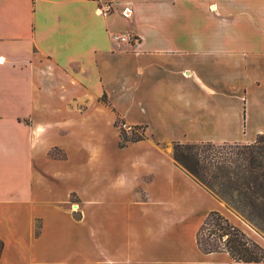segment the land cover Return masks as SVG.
I'll return each mask as SVG.
<instances>
[{
	"label": "crops",
	"instance_id": "1",
	"mask_svg": "<svg viewBox=\"0 0 264 264\" xmlns=\"http://www.w3.org/2000/svg\"><path fill=\"white\" fill-rule=\"evenodd\" d=\"M259 135L264 0H0V264H249L198 248L246 224L169 146Z\"/></svg>",
	"mask_w": 264,
	"mask_h": 264
},
{
	"label": "trees",
	"instance_id": "2",
	"mask_svg": "<svg viewBox=\"0 0 264 264\" xmlns=\"http://www.w3.org/2000/svg\"><path fill=\"white\" fill-rule=\"evenodd\" d=\"M115 125L120 127V147L145 138L144 133L126 137L128 127L119 118ZM50 155L63 157L56 149ZM173 157L195 181L264 234V135L251 144L177 145ZM196 242L203 253L226 252L235 262L264 263V249L216 211L206 216ZM2 249L0 239V257Z\"/></svg>",
	"mask_w": 264,
	"mask_h": 264
},
{
	"label": "rangeland",
	"instance_id": "3",
	"mask_svg": "<svg viewBox=\"0 0 264 264\" xmlns=\"http://www.w3.org/2000/svg\"><path fill=\"white\" fill-rule=\"evenodd\" d=\"M127 133H125V136L128 138L139 136L140 134L143 133L141 129H132V128H127ZM177 145H186V144H179L175 143L170 145V149L173 150ZM228 207V206H227ZM229 208V207H228ZM231 209V208H230ZM233 211V210H232ZM238 216H240L238 214ZM205 220V219H204ZM228 220V219H227ZM233 226L237 227L240 229L251 241L257 243L260 247L264 249V234L260 231H258L256 228H254L251 224H249L246 220L242 219L244 223L246 224L243 227H238L236 224L232 223L230 220H228ZM204 222V221H203ZM202 222V223H203ZM200 228V227H199Z\"/></svg>",
	"mask_w": 264,
	"mask_h": 264
},
{
	"label": "built area",
	"instance_id": "4",
	"mask_svg": "<svg viewBox=\"0 0 264 264\" xmlns=\"http://www.w3.org/2000/svg\"><path fill=\"white\" fill-rule=\"evenodd\" d=\"M112 4H106L105 6L102 7V12L104 15L110 13L112 11ZM125 11H123L124 14ZM125 15V14H124ZM112 40L120 43V44H125V45H133L136 42V39L134 36L127 34V33H119V34H113Z\"/></svg>",
	"mask_w": 264,
	"mask_h": 264
}]
</instances>
